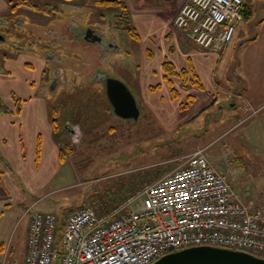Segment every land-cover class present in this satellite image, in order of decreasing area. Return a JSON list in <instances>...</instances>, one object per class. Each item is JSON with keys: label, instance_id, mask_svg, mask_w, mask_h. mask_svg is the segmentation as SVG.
I'll return each mask as SVG.
<instances>
[{"label": "rangeland", "instance_id": "rangeland-1", "mask_svg": "<svg viewBox=\"0 0 264 264\" xmlns=\"http://www.w3.org/2000/svg\"><path fill=\"white\" fill-rule=\"evenodd\" d=\"M35 2L34 4H39V9L43 11H47L46 8L51 9L50 1L48 7L38 1ZM25 3L29 4V2L18 5L14 3L12 12L15 13L16 18L23 17L25 23L30 24L35 17L32 18L27 10L17 13L15 11L18 6L24 9L33 7ZM117 7L120 11V21L113 23L111 27H106L107 35L106 33L105 35L118 38L115 45L119 47V51L105 58L106 63L103 60L101 65L104 69L106 66L112 76L128 82L141 107L142 115L137 123H133L112 114L109 105L105 102V95L103 97L102 94L104 90L101 87L102 82L96 81L88 85L90 80L88 77L85 78L86 68L83 65L85 61L81 58L83 51L80 52V48L71 49L69 44H61L62 50L56 49L54 55L63 63L60 61L55 63L51 60L39 92L41 88H45L43 96L50 100L54 116L68 127L65 143L68 142L73 147V154L67 157L56 177L40 185L33 194L25 186L23 192L28 196V200L39 199L34 209L51 210L61 219L82 205H89L98 212H105L137 194L145 185L184 165L187 155L196 148H205L209 161L218 170L227 174L232 187L242 200L253 205L260 203L264 207V106L253 113L252 118L248 116L247 121H243L240 126L236 125L227 133H225L227 126L244 120V115L251 113L257 107L248 106L249 111H241L243 103L238 100L237 109L225 106L221 113L223 118L216 120L214 118L216 115L211 113L214 110L216 112L214 108L210 113L204 110L202 111L204 113L195 114L199 107L197 101H193L188 110L178 109L176 102L185 101V92L174 103L167 102L168 104L164 105L159 101V97L167 96L166 84L152 91L149 87L144 90L148 100L154 99L155 103L152 107L146 106L142 91L136 87L139 69L137 65L143 63L144 43H141L139 38L131 36L128 30L131 26L140 31L144 28L138 25L134 27L131 20L124 18L125 15L121 18L123 10L120 6ZM250 11L251 17H243L240 35L237 38L235 36L227 54L222 57L223 62H226L222 80L224 86L231 88L230 84L236 83V73L239 71L244 74V81L248 80L250 93L256 97H263L264 25L261 24L263 22L261 18L264 17V13L255 10L254 6ZM110 14L111 12L109 13L111 19ZM3 27L5 26H0V29ZM2 32L6 37L5 41L0 42V46L11 47L9 44H13L11 40H16L15 36H10L13 30L11 32L10 29L9 31L4 29ZM19 32L25 36L32 33L27 24L23 30L19 29ZM101 54H103L101 50L87 53L89 60L86 61L88 65L86 67L100 66ZM81 60L83 63L79 66ZM161 60L163 59L160 57H154L152 60V68L155 72L153 71L150 77L144 80L145 86L162 83ZM145 64L149 65V62L146 61ZM71 65L75 67V72H71L73 68ZM52 66L56 70L61 66L64 71V81L57 82L54 91L49 86ZM215 74L220 75V71ZM232 112L237 113L234 114L238 117L236 121L225 120L224 114ZM73 125L79 127L78 135L74 138L71 135ZM217 136L219 137L215 139ZM29 216V213H24L18 217L11 232L14 240L24 233ZM10 259L14 260L13 257Z\"/></svg>", "mask_w": 264, "mask_h": 264}, {"label": "crops", "instance_id": "crops-1", "mask_svg": "<svg viewBox=\"0 0 264 264\" xmlns=\"http://www.w3.org/2000/svg\"><path fill=\"white\" fill-rule=\"evenodd\" d=\"M28 1L29 4L25 3V5L33 7L24 9L22 6H18L15 11L17 13L27 10L32 18L35 17V20L31 21L30 24L25 23L23 17L21 19L16 18L15 13L12 12V6L16 0H0V26H5L0 29V34L4 37V40L0 39V42L5 41L6 35L2 32L4 29L7 31L10 29L11 32L13 30L10 36H15L16 39L11 40L13 44L9 43L11 47L7 48V45L0 46V259L4 244L9 240L11 244L9 258L13 257L17 262L22 261L26 252L27 226L20 238L15 240L11 237V232L18 217L22 216L35 200H38H31V198L28 200V196L24 194L23 190L26 186L33 194L40 185L53 179L61 169L62 164H64L59 159V152L60 146L65 144L68 128L64 125L61 132L53 130L50 100L43 96L45 88H41L39 92L43 77L46 75V68L51 63L55 50H62L61 44H69L68 46H71V49L80 48V52L83 51V57L81 58L85 62L83 63L81 60L79 66L83 63L86 68L85 78H89L99 67L108 72L109 69L106 66V69H104L101 63L103 60L106 63L105 58H109L110 55L119 51L117 45L111 46L107 50L94 43L88 44L80 37L76 36V38L74 36L75 32L70 26L74 22H78L81 26L80 29L89 26L95 27L103 33L105 39L117 44V37L113 35L106 36V27H111L113 23L120 21L118 5H104L96 0ZM35 1L47 7L52 2L50 7L53 11L49 8H46L47 11L39 9V4H34ZM119 1H122L127 11L125 19L131 20L134 27L138 25L144 28L140 31L135 27L134 33L136 36L133 37L139 38L140 42L144 43L145 51L142 49L143 63L137 65L139 69L136 87L142 91L146 106L152 107L155 103L153 102L154 99L148 100L144 90L149 87V90L152 91L150 87L157 84L145 86L144 80L148 79L154 71L152 68L154 57H160L163 59L160 62L162 83H158V85L159 88H162L166 84L168 88L167 96L159 97V101L164 105L169 102L174 103L185 92V97L188 94L192 95L193 100L191 103L197 101L196 104L199 105L195 114L204 113L202 112L204 110H206V113H210V110L214 108L216 112L214 110L211 113L214 116L216 115L214 117L216 120L223 118L221 113L225 106L237 109L239 101L243 103L241 111H249L248 106L257 107L251 113L245 114L244 120H239L240 122L236 121L238 118L234 115L237 114L236 112L224 114L225 120L236 121L233 125L230 122L231 126L226 127L228 129L225 130V133L236 125L240 126L248 116L252 118L253 113H256L258 109H262L261 107L264 106V93L263 97H256L250 93L248 80L244 81V74L237 71L236 83L234 85L230 84L231 88L223 85L222 72L226 62H223L222 57L227 54L230 45L234 41L220 53L204 51L190 41L183 31L174 28L172 24L173 16L185 0ZM53 4L54 6H52ZM57 4L58 6H56ZM247 6L250 10L254 6L255 10L264 13V0H247ZM110 12L111 19L109 17ZM261 21H263L261 24L264 25V17L261 18ZM25 24L32 32L27 36L19 32V29L23 30ZM241 24L238 25L236 30V38L241 33ZM81 46L83 47L81 48ZM94 50H101L103 54L100 57H103V59L99 58L100 66L87 68L86 63L89 58L86 54L92 53ZM165 60L171 62L177 71L181 69L192 71L193 77L199 80L201 88H198L199 85L197 84H183L179 77H172L173 86L179 91L178 97L172 100L170 87L164 78L165 73L163 74V66H161ZM146 61L149 62V65L145 64ZM222 63L224 66H222ZM71 67L73 66L71 65ZM74 68H71V72L76 71ZM219 71L220 75L215 74ZM50 89L54 91V86ZM14 98L20 99L19 106H15ZM179 103L181 102H176L178 105ZM188 108L189 106L187 110ZM38 140L40 141V158L39 162L35 164V151ZM214 149L218 150L219 148ZM27 201L29 204L26 205ZM52 204H54L53 201Z\"/></svg>", "mask_w": 264, "mask_h": 264}, {"label": "built area", "instance_id": "built-area-1", "mask_svg": "<svg viewBox=\"0 0 264 264\" xmlns=\"http://www.w3.org/2000/svg\"><path fill=\"white\" fill-rule=\"evenodd\" d=\"M246 6L247 0H185L172 24L202 50L220 53L233 41ZM78 132L73 125L72 138ZM204 150L194 149L184 165L105 212L82 205L60 219L51 210L36 211L35 200L25 211L22 261L9 258L8 240L0 264H151L200 245L264 257V207L242 200Z\"/></svg>", "mask_w": 264, "mask_h": 264}, {"label": "water", "instance_id": "water-1", "mask_svg": "<svg viewBox=\"0 0 264 264\" xmlns=\"http://www.w3.org/2000/svg\"><path fill=\"white\" fill-rule=\"evenodd\" d=\"M81 31L84 32L81 39L88 44L94 43L107 50L111 46H116L113 41L105 39L103 33L95 27L89 26ZM0 39L4 40L1 34ZM92 77L102 82L112 114L133 123L139 121L142 110L126 82L112 76L101 67L92 73ZM92 77L88 79L92 80ZM151 264H264V258L247 252L200 245L166 253Z\"/></svg>", "mask_w": 264, "mask_h": 264}, {"label": "trees", "instance_id": "trees-1", "mask_svg": "<svg viewBox=\"0 0 264 264\" xmlns=\"http://www.w3.org/2000/svg\"><path fill=\"white\" fill-rule=\"evenodd\" d=\"M96 1H98L99 3L104 4V5H110V6L111 5H118L123 10L122 14H121V18L124 15L126 16L127 11L125 10V7H124V4L122 3V1H119V0H96ZM23 2H29V1H27V0H25V1L17 0L15 2V4L18 5L19 3H23ZM12 8L14 9V5L12 6ZM242 14H243V17L248 18L249 14H250V9H249L248 6H246L243 9ZM128 30H129V33H130L131 36H136L132 26L129 27ZM162 66H163V70L165 72L164 78H165L167 84L170 87V93H171V99L172 100H175L178 97V95H179V91L173 86L172 77H179L183 84H188V85L189 84H197V85H199L198 88H201L199 80L195 79L193 77V74H192L193 72L192 71H189L187 69H181L180 71H177L174 68V65L171 62H169L168 60H165L162 63ZM96 81H97L96 79H92V80L89 81V84L86 83V85L88 84L90 86L91 84L95 83ZM101 87L103 88V85H101ZM102 88H101V91H102ZM156 88H159L158 84L156 86L150 87L151 90H154ZM85 89H87V88H84V90ZM98 92H100V91H98ZM102 94H103V97H104V95H105L104 94V90H103ZM104 99H105L106 104L109 105L105 97H104ZM192 100H193L192 95L188 94L186 96L185 101H182L181 103H179L178 108L180 110L186 109L191 104ZM13 101H14L15 106H19V104L21 102L20 99H16V98H14ZM109 111L111 112L110 106H109ZM50 115H51V120H52V123H53V130L55 132H57V131L61 132V130H63V128H64V123L63 122L60 123V120H58L57 117L54 116L53 109L51 110V114ZM75 122L78 123L77 121H75ZM79 126H80V124H79ZM72 154H73V147H71V145L68 142L65 143L64 145L60 146L59 159H60L61 163L65 162L67 157L68 156L70 157ZM39 158H40V141L38 140L37 144H36V151H35V164H37L39 162Z\"/></svg>", "mask_w": 264, "mask_h": 264}, {"label": "flooded vegetation", "instance_id": "flooded-vegetation-1", "mask_svg": "<svg viewBox=\"0 0 264 264\" xmlns=\"http://www.w3.org/2000/svg\"><path fill=\"white\" fill-rule=\"evenodd\" d=\"M70 26L72 27L73 31L75 32L74 36L75 37L77 36V37L81 38V36L84 34V32L81 31L82 29H80L81 26L79 25V23L78 22H74V24H71ZM100 59H103V57H100ZM51 60L55 61V63L57 61H60V62L63 63V61L59 60L54 54H53ZM90 77H92V74L90 75ZM63 81H64V71H63L62 67L61 66L58 67V70H56L55 68L52 67L51 73H50L49 86L50 87H52V86L56 87L57 86V82L62 83Z\"/></svg>", "mask_w": 264, "mask_h": 264}]
</instances>
